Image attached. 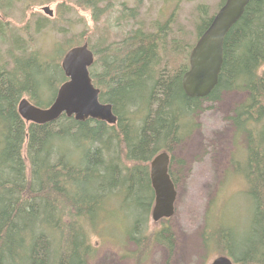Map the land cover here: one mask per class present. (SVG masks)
I'll return each mask as SVG.
<instances>
[{"label": "trees", "instance_id": "1", "mask_svg": "<svg viewBox=\"0 0 264 264\" xmlns=\"http://www.w3.org/2000/svg\"><path fill=\"white\" fill-rule=\"evenodd\" d=\"M104 1L76 4L98 11ZM197 11L195 40L215 14L204 6ZM136 16L132 8L121 18ZM152 26L132 29L117 42L103 39L98 49L83 40L86 34L80 36L95 55L89 76L99 102L111 105L116 124L62 115L36 125L20 118L18 102L47 108L67 81L62 57L81 42H66L50 59L29 51L18 36L8 38L7 24L0 21V41L8 43L6 60L0 52V264H86L95 251L96 227L117 211L127 212L121 222L135 246L128 255L134 264H143L154 245L171 253L176 243L171 228L149 229L154 203L149 164L160 153L170 155L198 128L203 103H216L226 92L244 96L227 121L234 146L243 145L231 165L234 160L243 165L240 177L252 213L239 236L220 225L209 229L207 213L201 236L207 251L234 264H264V0H250L227 32L217 84L205 98H189L182 90L193 47L185 35ZM172 162L170 157L174 184Z\"/></svg>", "mask_w": 264, "mask_h": 264}, {"label": "rangeland", "instance_id": "2", "mask_svg": "<svg viewBox=\"0 0 264 264\" xmlns=\"http://www.w3.org/2000/svg\"><path fill=\"white\" fill-rule=\"evenodd\" d=\"M220 2L105 0L99 4L98 11H92L79 7L76 0H0V21L7 24L8 38L18 36L28 42L29 51H38L50 59L57 55L56 50H63L66 42L70 45L79 41L82 45L83 40L89 39L91 46L98 49L103 39L117 42L128 31L141 26L152 31V24L176 35L182 31L192 47L197 41L198 8L204 6L211 15L217 12ZM43 7L52 11L51 18L43 12ZM132 8L137 10L136 18L124 21L121 17ZM81 34H86L83 40ZM7 49L8 43L0 41L3 60ZM47 94L43 96L45 101L52 92ZM243 99L241 93L226 92L216 103H203V110L197 116L198 128L170 154L173 159L170 173L176 191L174 214L165 222L155 223L150 219L149 229L167 225L175 234L176 243L171 253L161 246H152L143 264H210L220 255L217 251H207L203 245L201 235L207 213H211L208 225L211 230L220 225L239 236L246 229L252 204L240 177L243 165L237 160L231 165L232 155L242 150L243 145L240 142L234 146L232 128L227 121L234 106ZM125 213L117 211L113 218L98 224L91 238L95 251L86 264H134L128 255L135 246L126 239L121 222Z\"/></svg>", "mask_w": 264, "mask_h": 264}, {"label": "water", "instance_id": "3", "mask_svg": "<svg viewBox=\"0 0 264 264\" xmlns=\"http://www.w3.org/2000/svg\"><path fill=\"white\" fill-rule=\"evenodd\" d=\"M250 0H224L212 17L208 27L199 36L188 57V69L183 74L181 86L189 98H205L214 89L222 66L224 38L240 19ZM44 12L49 11L47 8ZM94 63L93 52L87 43L69 49L63 56L60 68L67 79L57 89L52 103L45 109L33 106L26 99L17 105L20 118L36 125L52 123L62 115L75 121L88 119L116 124L110 104L99 102V90L89 76ZM170 155H156L149 164V179L154 193L151 221L170 219L174 214L176 191L169 171ZM210 264H233L226 256L214 258Z\"/></svg>", "mask_w": 264, "mask_h": 264}, {"label": "flooded vegetation", "instance_id": "4", "mask_svg": "<svg viewBox=\"0 0 264 264\" xmlns=\"http://www.w3.org/2000/svg\"><path fill=\"white\" fill-rule=\"evenodd\" d=\"M45 8H47L49 11L44 12L43 9H45ZM42 10H43V12H44L47 16H49L50 18L53 16L52 11H51L48 7H43ZM25 42H26V44L28 43L27 41H25ZM93 55H94V53H93ZM94 62H95V55H94ZM93 64H94V63H93ZM95 68H96V69H98V68L101 69V66H100V65H97V66H95ZM162 221L165 222V220H162Z\"/></svg>", "mask_w": 264, "mask_h": 264}, {"label": "bare ground", "instance_id": "5", "mask_svg": "<svg viewBox=\"0 0 264 264\" xmlns=\"http://www.w3.org/2000/svg\"><path fill=\"white\" fill-rule=\"evenodd\" d=\"M244 184V183H243ZM219 199V198H218ZM216 206V205H215ZM162 227V226H161ZM124 251V250H123ZM125 252V251H124Z\"/></svg>", "mask_w": 264, "mask_h": 264}]
</instances>
